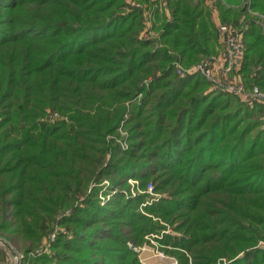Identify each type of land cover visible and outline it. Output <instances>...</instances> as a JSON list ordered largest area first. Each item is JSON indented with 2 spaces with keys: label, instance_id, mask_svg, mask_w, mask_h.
<instances>
[{
  "label": "trees",
  "instance_id": "16d2710c",
  "mask_svg": "<svg viewBox=\"0 0 264 264\" xmlns=\"http://www.w3.org/2000/svg\"><path fill=\"white\" fill-rule=\"evenodd\" d=\"M207 1L0 0V238L20 262L141 264L169 226L178 264H264V107L180 72L217 52L213 8L264 92V0Z\"/></svg>",
  "mask_w": 264,
  "mask_h": 264
},
{
  "label": "built area",
  "instance_id": "2783aa9c",
  "mask_svg": "<svg viewBox=\"0 0 264 264\" xmlns=\"http://www.w3.org/2000/svg\"><path fill=\"white\" fill-rule=\"evenodd\" d=\"M215 25L219 31L217 52L195 65L181 69L180 72L188 74L199 72L209 82L210 89L228 92L250 105L256 103L264 107V92L257 86L246 88L238 73L244 54L243 27L222 24L218 17ZM151 190L152 186L148 185L147 191Z\"/></svg>",
  "mask_w": 264,
  "mask_h": 264
},
{
  "label": "rangeland",
  "instance_id": "374dc122",
  "mask_svg": "<svg viewBox=\"0 0 264 264\" xmlns=\"http://www.w3.org/2000/svg\"><path fill=\"white\" fill-rule=\"evenodd\" d=\"M131 1V0H129ZM212 2L210 0L207 1V4L211 6ZM213 8H212V13H213ZM212 16L215 18L218 17V13L215 10ZM146 27H150V23L147 22ZM213 90V89H210ZM217 100V99H216ZM240 101H244L240 99ZM246 102V101H245ZM259 125L258 128H261L264 130V114L262 116H259ZM129 185V188L127 187ZM148 192V191H147ZM124 193L125 194H130V196H136L139 193H143L142 190H140L137 187L136 181L132 178L127 179L126 186H124ZM150 194H153L152 192H149ZM154 196V195H153ZM100 197V193L98 195ZM108 198V197H106ZM155 200V198H146V200L139 203V206L137 207L138 210L142 213L143 210L141 207H143L146 204H150L151 200ZM100 205H103V202L100 201ZM144 214V213H143ZM173 234L174 231H172L169 226H165V229H162L160 232L156 233H148L147 235L144 236V241L141 245L137 246L135 249L138 252L137 253V258L141 262V264H178L177 259L168 253L164 252V246L161 244L160 240L162 238L163 234ZM45 253L49 252L48 248H44L43 250ZM16 253L19 255V253L16 251ZM21 256L19 255V264H28L26 262H20ZM176 260V261H174ZM17 259L13 257L10 253V251L2 244L0 243V264H16Z\"/></svg>",
  "mask_w": 264,
  "mask_h": 264
},
{
  "label": "water",
  "instance_id": "95a60500",
  "mask_svg": "<svg viewBox=\"0 0 264 264\" xmlns=\"http://www.w3.org/2000/svg\"><path fill=\"white\" fill-rule=\"evenodd\" d=\"M0 243H2L10 251L11 255L17 259L16 264H19V255L14 251V249L2 238H0Z\"/></svg>",
  "mask_w": 264,
  "mask_h": 264
},
{
  "label": "crops",
  "instance_id": "0c3cea01",
  "mask_svg": "<svg viewBox=\"0 0 264 264\" xmlns=\"http://www.w3.org/2000/svg\"><path fill=\"white\" fill-rule=\"evenodd\" d=\"M214 22H216L215 18L213 17ZM150 23V20L148 21Z\"/></svg>",
  "mask_w": 264,
  "mask_h": 264
}]
</instances>
